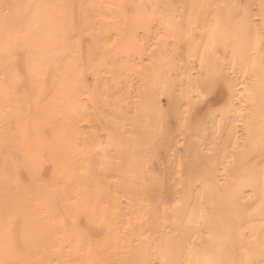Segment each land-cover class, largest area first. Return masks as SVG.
Wrapping results in <instances>:
<instances>
[{
	"label": "bare ground",
	"instance_id": "6f19581e",
	"mask_svg": "<svg viewBox=\"0 0 264 264\" xmlns=\"http://www.w3.org/2000/svg\"><path fill=\"white\" fill-rule=\"evenodd\" d=\"M65 3L74 15L22 7L8 21L49 73L34 91L26 58L6 85L0 59V89H13L0 95V259L264 264L262 53L257 25L245 33L234 20H256L251 0H0ZM122 3L147 6L151 24L133 36L112 7ZM4 31L0 19V42ZM66 32L94 69L78 93L60 88ZM41 94L56 110L37 118ZM12 215L33 241L23 253L4 251ZM86 237L106 243L89 252Z\"/></svg>",
	"mask_w": 264,
	"mask_h": 264
},
{
	"label": "snow or ice",
	"instance_id": "6c2138e0",
	"mask_svg": "<svg viewBox=\"0 0 264 264\" xmlns=\"http://www.w3.org/2000/svg\"><path fill=\"white\" fill-rule=\"evenodd\" d=\"M55 8L59 7L64 10L65 16L74 15L76 5L72 3H65L62 5H18V4H0V19L3 20L5 31L2 42H0V59H2V70L5 73V84H8V75L13 69H17L20 62L27 58V62L30 67V72L32 75L33 82V90L38 89L41 84L46 82L49 69L45 66L43 62L33 61L32 53L28 46L29 34L21 32L19 30L13 34V31L8 28V21L14 16L15 12L20 8ZM112 7H116L120 10L123 18H124V27L127 30L132 31V35H136V30L140 26L150 25L152 22V17L148 14L145 9L147 6L135 4V3H122L118 5H113ZM236 7V6H233ZM234 20L237 26L244 31L245 33H250L253 24L258 27V38H259V47L262 53L261 56V71L264 73V0H260V13L259 19L253 20L250 18V13L245 11L243 15L237 11L234 15ZM55 21L50 20L49 24L54 25ZM63 40L66 44V51L69 53L68 56V65L66 71L61 78L60 88H64L66 91L68 90L71 83V91L73 93H78L80 88L85 84V78L89 71H94V69L89 68L84 65L82 60H76L71 55L72 52V43L75 40L74 33H65L63 36ZM13 89L11 87H4L0 89V95H3L5 100L8 99L11 91ZM243 95V93L241 94ZM37 103V118L45 117L49 114L48 109L51 107L53 111H55V105H49L46 101L45 97L41 95H37L36 97ZM44 104L43 110L41 109V104ZM87 104H85V108H87ZM187 115V113H185ZM160 119H163V112L159 113ZM83 119V117H82ZM109 139H112V133H109ZM260 151L262 157H264V123L261 124V132H260ZM260 184H261V211L264 213V168L261 169L260 172ZM247 195L251 196L252 193L248 192ZM81 211L95 212V207H83L80 209ZM12 210L10 209L9 212ZM19 224V217L16 215H12L10 222L6 221L5 234H4V251L8 252L9 249H14L17 253H23L28 250L32 245L33 241L27 232L24 233L23 238L21 239L19 233L16 231V227ZM82 244L87 245V249L89 252H92L94 247L105 244L106 241L103 239L96 240L92 237H86L81 241ZM261 248L264 250V241L261 242ZM0 264H32L31 261L25 259H0ZM92 264H110L108 261L96 262L93 261ZM120 264H154L152 260L146 259H124L120 261ZM164 264H179V262L175 261H164ZM202 264H240V262L236 260H225L215 256L214 254L206 258Z\"/></svg>",
	"mask_w": 264,
	"mask_h": 264
},
{
	"label": "rangeland",
	"instance_id": "374dc122",
	"mask_svg": "<svg viewBox=\"0 0 264 264\" xmlns=\"http://www.w3.org/2000/svg\"><path fill=\"white\" fill-rule=\"evenodd\" d=\"M251 7L253 9V12L255 14V18L256 20L259 19V15H258V1L257 0H251ZM166 100L165 98H162V103L165 104Z\"/></svg>",
	"mask_w": 264,
	"mask_h": 264
}]
</instances>
